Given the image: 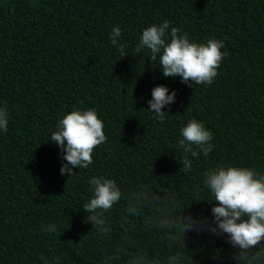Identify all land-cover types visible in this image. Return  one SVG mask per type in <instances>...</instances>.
<instances>
[{
    "label": "trees",
    "instance_id": "1",
    "mask_svg": "<svg viewBox=\"0 0 264 264\" xmlns=\"http://www.w3.org/2000/svg\"><path fill=\"white\" fill-rule=\"evenodd\" d=\"M165 20L192 42L224 41L210 85L188 87L164 77L150 50L136 55L142 31ZM157 85L176 92L163 120L147 109ZM0 107L9 114L0 131V264H103L121 237L107 243L83 222L91 177L183 204L211 196L201 181L216 167L264 174V0H0ZM88 109L107 140L87 169L61 175V150L48 139L64 115ZM192 119L212 131L215 147L180 172V130ZM215 203L189 210L211 218ZM109 215L118 222L122 213ZM49 224L55 233L44 231ZM138 231L135 244L161 261L177 250L154 229ZM187 243L196 264H234L224 238L192 233Z\"/></svg>",
    "mask_w": 264,
    "mask_h": 264
},
{
    "label": "clouds",
    "instance_id": "2",
    "mask_svg": "<svg viewBox=\"0 0 264 264\" xmlns=\"http://www.w3.org/2000/svg\"><path fill=\"white\" fill-rule=\"evenodd\" d=\"M178 32L167 20L150 25L142 31L136 55L150 50L149 61L159 58L164 77H179L188 87L210 85L227 55L221 51L224 41L209 39L206 44L196 43ZM122 35L119 27L113 28L111 43L122 53L121 57L128 55L125 45L119 42ZM175 100V91L169 93L165 85H157L152 89L147 109L163 120L168 113L166 106ZM8 123L7 107H0V131L7 132ZM56 127L48 140L60 148L64 161L60 174L68 177L76 173L74 168L87 169L93 163L94 150L107 140L104 123L94 109L73 110L59 119ZM180 132L178 146L186 154L180 172H188L192 168V159L188 157H207L215 147L213 133L196 119L189 120ZM201 183L211 196L199 198L197 194L181 204L172 194L164 198L149 188L124 190L114 179L91 177L92 195L82 206L86 212L83 222L91 223V231L95 230L107 243L117 234L121 237L104 256L103 264H196L187 243L192 233L224 238L233 249L230 258L234 264H264V174L248 167L220 166L206 172ZM201 201L216 202L211 207V218L189 210L192 202ZM114 209L122 213L118 222H113L109 215ZM138 226L154 229L177 250L161 261L135 244ZM56 229L55 224H49L44 231L55 233Z\"/></svg>",
    "mask_w": 264,
    "mask_h": 264
}]
</instances>
